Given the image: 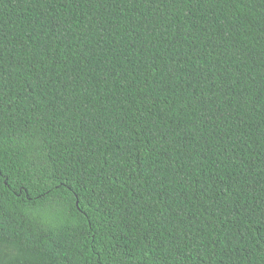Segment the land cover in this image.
<instances>
[{
    "label": "trees",
    "instance_id": "1",
    "mask_svg": "<svg viewBox=\"0 0 264 264\" xmlns=\"http://www.w3.org/2000/svg\"><path fill=\"white\" fill-rule=\"evenodd\" d=\"M0 264H264V0H0Z\"/></svg>",
    "mask_w": 264,
    "mask_h": 264
}]
</instances>
